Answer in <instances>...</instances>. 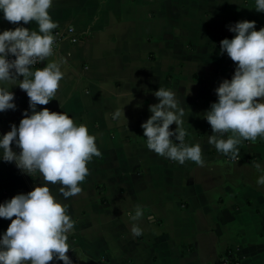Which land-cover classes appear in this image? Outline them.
Segmentation results:
<instances>
[{
    "label": "crops",
    "instance_id": "0c3cea01",
    "mask_svg": "<svg viewBox=\"0 0 264 264\" xmlns=\"http://www.w3.org/2000/svg\"><path fill=\"white\" fill-rule=\"evenodd\" d=\"M49 14L58 27L72 25L78 38L62 39L31 68L57 62L64 73L60 101L37 110L67 113L96 137L101 152L88 162L78 195L65 200L60 186L49 184L75 222L70 246L88 257L81 260L70 248L73 264H264V186L256 183L253 163L264 168V138L242 140L232 160L208 143L213 133L203 118L218 100L215 89L236 69L227 53L220 54V41L235 35L228 26L248 20L256 21L257 31L264 28L255 0H53ZM3 15L0 33L21 25L38 31L34 21L14 25ZM160 87L177 94L185 143L201 146L203 167L147 148L141 125L159 102L153 93ZM10 90L17 108L0 112V138L29 109L26 92ZM117 110L122 115L113 119ZM13 150L19 152L15 144ZM36 186H43L42 177L0 159V204ZM137 205L144 216L132 221L127 213ZM10 224L0 218V238ZM133 224L142 235H132Z\"/></svg>",
    "mask_w": 264,
    "mask_h": 264
},
{
    "label": "clouds",
    "instance_id": "9594fccd",
    "mask_svg": "<svg viewBox=\"0 0 264 264\" xmlns=\"http://www.w3.org/2000/svg\"><path fill=\"white\" fill-rule=\"evenodd\" d=\"M52 4L53 0H0L5 20L14 25L34 21L38 26V31L21 25L0 33V112L16 110L15 94L10 90L13 86H19L29 97V109L23 112L19 126L11 124V130L0 138V159L14 162L23 174L43 178V186L0 204V218L11 220L0 238V264H50L54 259L73 264L67 255L70 248L79 259L88 260L82 250L70 246L75 222L67 214V206L57 202L49 184L59 185L65 200L78 195L82 191L80 183L89 174L88 162L93 156H101V152L96 137L85 125H76L67 113L52 112L47 107L37 110L38 105L57 99L64 76L60 65L48 62L43 68L31 69L37 61H46L53 54L52 32L58 24L49 14ZM255 10L264 12V0H255ZM228 27L235 35L220 41V54L227 53L236 69L230 80H223L215 89L218 100L203 118L213 133L208 143L237 160V146L242 140L255 142L258 137L264 138V28L257 31L256 21L248 20ZM153 94L159 102L149 106L152 115L141 125L147 148L181 165L190 160L203 167L201 146L185 143V112L177 94L164 87ZM121 115L117 110L113 119ZM173 123L177 127L170 131ZM228 133L231 135L225 139ZM13 144L19 152L13 150ZM253 163L260 173L256 183L264 186V168ZM127 215L139 221L144 212L137 205L134 214ZM131 233L140 236L142 229L133 224Z\"/></svg>",
    "mask_w": 264,
    "mask_h": 264
},
{
    "label": "built area",
    "instance_id": "2783aa9c",
    "mask_svg": "<svg viewBox=\"0 0 264 264\" xmlns=\"http://www.w3.org/2000/svg\"><path fill=\"white\" fill-rule=\"evenodd\" d=\"M52 34L54 36L53 51H55L58 48L62 39L69 38L70 40L73 41V40H76L78 38V35L76 34L72 25H67L65 27H57L56 29H53ZM12 58H14V57H10V59H12ZM41 63H42V61L41 62L37 61V63H35L34 65L31 66V68L37 67Z\"/></svg>",
    "mask_w": 264,
    "mask_h": 264
},
{
    "label": "trees",
    "instance_id": "16d2710c",
    "mask_svg": "<svg viewBox=\"0 0 264 264\" xmlns=\"http://www.w3.org/2000/svg\"><path fill=\"white\" fill-rule=\"evenodd\" d=\"M229 257H230V261H234L235 260L234 257L231 254L229 255Z\"/></svg>",
    "mask_w": 264,
    "mask_h": 264
},
{
    "label": "rangeland",
    "instance_id": "374dc122",
    "mask_svg": "<svg viewBox=\"0 0 264 264\" xmlns=\"http://www.w3.org/2000/svg\"><path fill=\"white\" fill-rule=\"evenodd\" d=\"M135 125V124H134ZM137 126H135V128H136ZM134 128V127H133ZM162 186V185H161ZM155 231H157V229L155 230ZM156 233V232H155Z\"/></svg>",
    "mask_w": 264,
    "mask_h": 264
}]
</instances>
